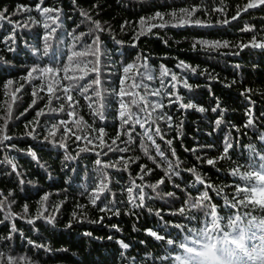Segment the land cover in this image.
Listing matches in <instances>:
<instances>
[{
	"label": "trees",
	"instance_id": "16d2710c",
	"mask_svg": "<svg viewBox=\"0 0 264 264\" xmlns=\"http://www.w3.org/2000/svg\"><path fill=\"white\" fill-rule=\"evenodd\" d=\"M193 8L205 26H173ZM0 17V264H264V0H0Z\"/></svg>",
	"mask_w": 264,
	"mask_h": 264
},
{
	"label": "snow or ice",
	"instance_id": "6c2138e0",
	"mask_svg": "<svg viewBox=\"0 0 264 264\" xmlns=\"http://www.w3.org/2000/svg\"><path fill=\"white\" fill-rule=\"evenodd\" d=\"M257 6H258L257 4H248L247 7H246L245 9H243V11H247L248 8H254V7H257ZM197 10H198V9H196V8H193V9H191V10H182V11L184 12V15H183L182 18L180 19L179 24H178V25H173V26H185V25H189V24H191V25H193V26H205V25H203V23H202L200 20H193V19H192L194 13H195ZM43 11H44V12H49V11H51V10L45 8V9H43ZM85 15H87V14L85 13ZM157 15L159 16L160 14L158 13ZM239 15H240V12L238 11V12H237V16H234L232 19H233V20L237 19ZM0 18H2V17H0ZM224 23H229V21L225 20ZM161 26H163V25H161ZM46 27H47V26H46ZM96 28H97V29H100V25H99L98 23L96 24ZM52 31H55V28L50 29V30H49V33H51ZM48 38H49V37L46 36V37H45V40H47ZM197 43L202 44V45H205V46H207V47H213V48H218V47H221V46H225V47L227 46V44L221 45L220 42L198 41ZM194 46H195V45H194ZM252 46H254V47H261V48H264V44H253ZM242 47H246V45H242ZM74 55H75V54H74ZM70 59H71V58H70ZM129 67H131V66H129ZM128 70H129L128 67H126V68L124 69L125 72H128ZM192 70L195 71V69H192ZM33 71H39V70H38V69H33V70H31V71L29 72V76L32 75V72H33ZM43 71H44V72H47V73H52V72H53V69L47 68V69H44ZM64 71H67V69H64ZM167 74H168V73H167L166 70H165L164 72H162V75H167ZM66 78H69V77H66ZM148 78L151 79L152 77L149 75ZM172 80H173V81L176 80V76H175V75L172 76ZM99 83H100V81L97 80V81H96V84L98 85ZM162 83H163V82H162ZM134 86H135V85H134ZM185 86L188 87L187 84H185ZM48 91L51 93V92H53V89H52V88H49ZM56 91H59V89H57ZM64 93H65V94H68V93H69V89H68L67 87L64 88ZM151 94H152V95H159V91L154 92V93H151ZM99 95H100V94L97 93V96H99ZM120 95L123 97L124 95H126V93L121 92ZM67 98H68V100L71 102L72 97H71L70 94L67 95ZM57 99H59L58 96H57ZM177 99H178V97H177ZM132 103L135 104V103H137V102H136V101H133ZM120 107H121V109H124L126 106H125L124 103H121ZM144 107H147V105H145ZM155 107H156V106H153V111L155 110ZM182 107H188V108H191V107H194V105H192V104H188V105H182ZM199 110H200V111H204V109H199ZM216 110H217V109H213V111H216ZM141 111H143V108H141ZM38 115H39V114H38ZM69 115L71 116L72 113L70 112ZM119 115H120V117L122 118L123 123H125V124L131 123V122H134L135 124H138L141 128H144V127H145V123H144V122H141V118H140L138 115H136L135 113L131 112V110L128 111L127 115H126V112H125L124 110H122V111H120ZM156 119H159V117H156ZM169 119H171V118L169 117ZM216 123H217V125H219V124L221 123V121H220V120H217ZM248 124H249V125L252 124V118H251V116L249 117ZM101 131H102V130H101ZM155 131H156L157 134H159V131H160V130H159V128H156ZM65 132H69V133L71 134V129L66 128V129H65ZM52 134L54 135L55 133L53 132ZM144 134L148 137V139H151V135H150L147 131H145ZM9 139H10V138H9L7 135H5V136L3 137V140H4V141H7V140H9ZM75 139L79 140V139H82V137H81V136H75ZM101 143H103V142L101 141ZM114 143H115V142H114ZM169 143H170V142H169ZM229 147H231V145L226 144L225 149H224V151H225L226 153L228 152ZM157 153H158L159 155L163 156V153L160 152V150H159L158 147H157ZM98 163H99V161H98ZM208 163H209V164H213L214 161H213V160H208ZM173 174H175V173H173ZM197 180L200 181L201 183H203V181L200 179L199 176H197ZM161 183H163V181H161ZM103 187H104V185L102 184V185H101V188H103ZM153 187H155V185H154ZM129 191H131V189H129ZM170 195H171V194H170ZM144 200H145V195H144L143 190H142V188H141L140 193H139V202H140L141 205H143ZM130 202L133 203L134 206H136V201H135L134 199H130ZM150 234L155 235V233H150ZM122 247L127 248L128 245H126V244H122Z\"/></svg>",
	"mask_w": 264,
	"mask_h": 264
},
{
	"label": "rangeland",
	"instance_id": "374dc122",
	"mask_svg": "<svg viewBox=\"0 0 264 264\" xmlns=\"http://www.w3.org/2000/svg\"><path fill=\"white\" fill-rule=\"evenodd\" d=\"M238 264H253L247 259L241 258V256L238 254Z\"/></svg>",
	"mask_w": 264,
	"mask_h": 264
}]
</instances>
